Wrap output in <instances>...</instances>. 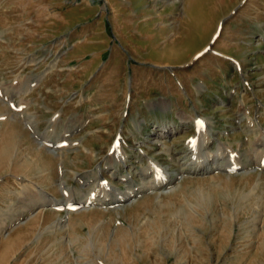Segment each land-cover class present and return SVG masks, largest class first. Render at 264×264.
<instances>
[{"label":"rangeland","instance_id":"374dc122","mask_svg":"<svg viewBox=\"0 0 264 264\" xmlns=\"http://www.w3.org/2000/svg\"><path fill=\"white\" fill-rule=\"evenodd\" d=\"M223 20L215 53L194 61ZM0 91V264H264L261 169L184 170L160 200L70 216H30L17 182L79 201L91 190L78 178L102 168L125 191L120 175L141 183L149 157L182 171L205 131L211 159L254 161L239 110L264 119V0H0ZM119 135L129 159L117 170ZM102 218L123 224L117 238Z\"/></svg>","mask_w":264,"mask_h":264},{"label":"bare ground","instance_id":"6f19581e","mask_svg":"<svg viewBox=\"0 0 264 264\" xmlns=\"http://www.w3.org/2000/svg\"><path fill=\"white\" fill-rule=\"evenodd\" d=\"M219 34H220V31L216 34L214 39L215 38L218 39ZM202 53H200L195 58L194 61L201 58ZM204 55H205V53H204ZM236 62H237V60L234 59V63H236ZM163 68H166V67H163ZM167 68H169V67H167ZM0 93H1V91H0ZM0 95H2V94H0ZM17 110H20V109L18 108ZM250 113L251 112L247 106H242L241 109L239 110V119H240V121H242L244 119L242 117L247 116V119H246V123H247L246 126H247V131H248L247 136L253 135V139H250V137H249L248 139L246 138V140H248L253 147V148L251 147L252 149L250 150L249 153L257 154L256 159H255V156L253 158V159H255L254 161H252V159L250 158L251 160L249 159V163H244L240 159L233 158V160H232L233 162L226 161L224 159L227 162L226 163V162H223V159H222V156H220V153L218 156H216V158L214 160L211 159L212 158L211 156H213V155L210 154L211 149H209V146L211 144H213V142H215V139H211L208 137L207 132L205 131L207 129L208 123L205 122L204 119L199 118V120L196 123L197 127L200 129L203 128L205 133H202L203 139L201 142H198L197 139H193V140H190L189 142H187L186 158L183 161H182V158H179V162L176 161V163L180 164L181 167L183 168L182 171L174 173V171H171V170L167 169L166 167H161L154 158L149 157L148 158L149 160L148 159L147 160L149 161V168L150 169L143 168L144 170H141V174L139 173L140 177H141V183H136L134 180H132L131 175L126 176V175H120L119 174L120 179L126 185V188H127L124 191V189L123 190L121 189L122 187L117 188L116 186L111 185L108 181L103 179L104 178L103 177L104 171L102 168H99L98 173H95L93 179H90V181H85L82 178H78V181L81 180V184L87 182L83 186L86 185L91 190L90 194L85 196V198L80 199L79 201H75L76 198H72V197H69V199H67L66 201H63L60 199L57 200V198H55L50 193L41 191L39 189L40 185H38L37 183L30 185L29 182H27L28 180L26 181V179L23 177L21 179L20 178L17 179L18 185H20L23 188L24 192L29 190V192H31V194L32 193L35 194V195L33 194L32 196H31V194L29 195L31 198L26 205H23V209H24V211L30 213V216H35L37 214V212H40L44 209H47L48 206H51L50 207L51 209H56L57 207H61L60 210L65 212L68 216H70L72 214L80 215L81 213H90V212L93 213V212H95V210L97 208L98 209L99 208L106 209L107 207H114L115 209H118V208H121L125 204H128V206L130 205V208H132V207L139 208L142 205H147L148 202L151 200V198H147L146 200H142V201L140 200L139 201V197L142 194L150 192L156 196L157 200H160L162 197L161 195H163V194L165 195V194L172 192L173 191L172 189L175 188V186H176L175 184H177L176 181L182 177L184 170H189V172H192V171L199 172L202 175H206V174L208 175V174L216 173V172L235 173V174L239 173V172H244V174H245L246 171L248 172L250 169H253V168L254 169L257 168L259 170L260 169L264 170V124H263L264 119H255L252 116H250ZM10 114H12V113H10ZM262 115H264V114H262ZM187 116L185 115L184 118H182L183 121L181 120L184 123L183 124L184 126H186L188 124L187 123L188 121H186V120H189ZM1 118H6V117L4 116ZM198 122L203 123L202 128L199 126ZM173 128H174V126L171 127L170 125L164 126L162 132L171 134L173 132ZM62 141H64V140H62ZM45 142H47V141H45ZM58 144H59V142H58ZM62 144H61V146H62ZM64 145H66V144H64ZM218 145H220V148L221 147L225 148L224 144L220 143ZM50 146H51V144H50ZM55 146L59 147L60 145H54L53 147H55ZM40 149H42V148L40 147ZM199 150H201V152H202V150H206V153L202 154L199 152ZM110 155L112 157H115L116 159H118L117 161H119V163H118L119 168L117 167L118 168L117 170L122 169L120 167L121 165H126L128 163L129 155L125 150L124 143L122 142L121 138H119L117 143L111 148ZM146 155L147 154H145V157H146ZM184 168H187V169H184ZM64 175H65V173H64ZM91 176H93V175H91ZM76 177H79V175H76ZM62 184H63L62 189L66 190L68 188L67 183L63 182ZM23 191H22V194H23ZM160 203H161V201H160ZM80 211H82V212H80ZM23 214L24 213H22V215ZM36 219L34 220V222H37ZM63 219L60 218L58 223L56 222L57 225L55 227L60 226L62 229H66L68 227V225L66 222H64ZM102 221H104L103 218L100 220V227L102 225ZM107 221L105 219L104 222H105V224H109L110 227H112L114 225V228L112 227V229H114V234H115L114 238H117V233L120 232L121 230H123V228H124V227L119 228L120 226H123V224H121L120 221L118 223L117 220H111V219L108 220L107 219ZM34 222L32 225H34ZM50 226H52V225H50ZM95 229H97V228H95ZM114 238H113V240H114ZM93 243H95V242H93ZM91 247H94V245L91 244ZM108 258H110V257H108ZM108 260H110V259H108ZM97 261L100 264H107L103 260V258H100V257L98 258Z\"/></svg>","mask_w":264,"mask_h":264},{"label":"water","instance_id":"95a60500","mask_svg":"<svg viewBox=\"0 0 264 264\" xmlns=\"http://www.w3.org/2000/svg\"><path fill=\"white\" fill-rule=\"evenodd\" d=\"M224 22H225V20H223L222 21V25L224 24ZM221 25V26H222ZM216 41V38L213 40V42L211 43V45L204 51L205 52V54H208V53H211L212 52V50H211V48H212V46L214 45V42ZM211 51V52H210ZM170 70H172V68H169Z\"/></svg>","mask_w":264,"mask_h":264},{"label":"snow or ice","instance_id":"6c2138e0","mask_svg":"<svg viewBox=\"0 0 264 264\" xmlns=\"http://www.w3.org/2000/svg\"><path fill=\"white\" fill-rule=\"evenodd\" d=\"M199 126L202 128L203 127V123L202 122H198Z\"/></svg>","mask_w":264,"mask_h":264}]
</instances>
